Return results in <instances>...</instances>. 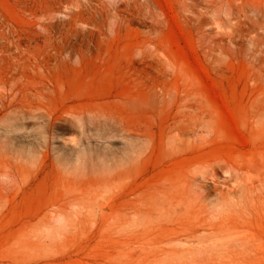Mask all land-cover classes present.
I'll return each instance as SVG.
<instances>
[{
  "label": "rangeland",
  "instance_id": "1",
  "mask_svg": "<svg viewBox=\"0 0 264 264\" xmlns=\"http://www.w3.org/2000/svg\"><path fill=\"white\" fill-rule=\"evenodd\" d=\"M87 1L0 0V264H264V0Z\"/></svg>",
  "mask_w": 264,
  "mask_h": 264
},
{
  "label": "bare ground",
  "instance_id": "2",
  "mask_svg": "<svg viewBox=\"0 0 264 264\" xmlns=\"http://www.w3.org/2000/svg\"><path fill=\"white\" fill-rule=\"evenodd\" d=\"M84 2H85V0H84ZM87 2H89V3H90V2H91V0H88ZM80 3H81V2H80ZM89 3H88V6L90 5ZM81 4H82V3H81ZM84 4H85V3H84ZM82 6H83V5H82ZM85 6H87V5L85 4ZM89 115H90V113H89ZM90 116H93V115L91 114ZM94 117H96V116H94ZM90 118H92V117H90Z\"/></svg>",
  "mask_w": 264,
  "mask_h": 264
}]
</instances>
